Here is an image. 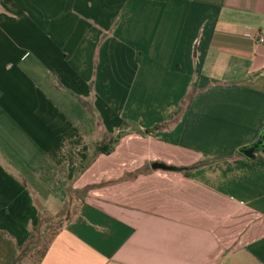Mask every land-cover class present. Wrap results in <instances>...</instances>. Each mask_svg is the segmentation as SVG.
<instances>
[{
  "label": "crops",
  "instance_id": "crops-1",
  "mask_svg": "<svg viewBox=\"0 0 264 264\" xmlns=\"http://www.w3.org/2000/svg\"><path fill=\"white\" fill-rule=\"evenodd\" d=\"M263 128L264 0H0V264H264Z\"/></svg>",
  "mask_w": 264,
  "mask_h": 264
},
{
  "label": "rangeland",
  "instance_id": "rangeland-1",
  "mask_svg": "<svg viewBox=\"0 0 264 264\" xmlns=\"http://www.w3.org/2000/svg\"><path fill=\"white\" fill-rule=\"evenodd\" d=\"M205 161L208 162L207 160ZM133 174H136V172H130L129 176L133 178ZM66 208L67 205L65 204L60 208V210H57L56 207H50L48 209H44L41 212L40 229L36 232L32 240V249H36V251L34 250V252L30 250L32 253H30V251L27 252L30 254L32 260L39 257L45 245L49 242L57 229L62 225Z\"/></svg>",
  "mask_w": 264,
  "mask_h": 264
},
{
  "label": "water",
  "instance_id": "water-1",
  "mask_svg": "<svg viewBox=\"0 0 264 264\" xmlns=\"http://www.w3.org/2000/svg\"><path fill=\"white\" fill-rule=\"evenodd\" d=\"M259 150H262L264 152V128L261 130L257 140L254 143L250 144L249 146L239 148V152L245 155L247 158H253L254 153H256ZM150 166L153 169L173 170V171L179 170L178 167L166 164L161 161H153Z\"/></svg>",
  "mask_w": 264,
  "mask_h": 264
},
{
  "label": "trees",
  "instance_id": "trees-1",
  "mask_svg": "<svg viewBox=\"0 0 264 264\" xmlns=\"http://www.w3.org/2000/svg\"><path fill=\"white\" fill-rule=\"evenodd\" d=\"M125 124H126V122H125ZM124 132H125V130L120 131L117 135H115L114 139L110 141L109 144H110L111 148L117 143V141L119 140V137H120ZM99 151H101V152H103V153H108V152L110 151V149H107V150H106V149H104V148H100ZM238 151H239V150H238ZM239 153H240V152H239ZM241 154H242V153H241ZM215 159H218V158H215ZM203 163H206V161H204V162L202 161L201 164H199V165H202ZM197 165H198V164H197ZM197 165L192 166V167H189V168H185V169H183V168H179V169L183 171V174H184V175H189L191 169L197 167ZM30 237H31L30 239L32 240V238L34 237V235H31ZM30 239H29V241H30ZM31 244L33 245V242H31ZM18 262H19V259H16V260H13L10 264H17Z\"/></svg>",
  "mask_w": 264,
  "mask_h": 264
},
{
  "label": "built area",
  "instance_id": "built-area-1",
  "mask_svg": "<svg viewBox=\"0 0 264 264\" xmlns=\"http://www.w3.org/2000/svg\"><path fill=\"white\" fill-rule=\"evenodd\" d=\"M259 40L261 41V40H263V39L260 37Z\"/></svg>",
  "mask_w": 264,
  "mask_h": 264
}]
</instances>
